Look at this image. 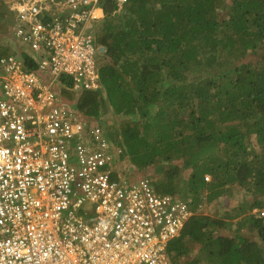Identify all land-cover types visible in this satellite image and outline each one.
Here are the masks:
<instances>
[{
  "label": "trees",
  "instance_id": "obj_1",
  "mask_svg": "<svg viewBox=\"0 0 264 264\" xmlns=\"http://www.w3.org/2000/svg\"><path fill=\"white\" fill-rule=\"evenodd\" d=\"M99 4L100 87L79 95L58 87L61 100L97 123L113 118L109 137L119 134L157 192L212 206L169 243L173 259L264 264V0ZM10 19L0 0V58L16 51ZM226 184L242 196L221 216Z\"/></svg>",
  "mask_w": 264,
  "mask_h": 264
},
{
  "label": "built area",
  "instance_id": "obj_2",
  "mask_svg": "<svg viewBox=\"0 0 264 264\" xmlns=\"http://www.w3.org/2000/svg\"><path fill=\"white\" fill-rule=\"evenodd\" d=\"M99 1L8 4L16 51L0 58V264H172L168 245L195 214L125 171L119 137L61 100L58 87H100Z\"/></svg>",
  "mask_w": 264,
  "mask_h": 264
},
{
  "label": "rangeland",
  "instance_id": "obj_3",
  "mask_svg": "<svg viewBox=\"0 0 264 264\" xmlns=\"http://www.w3.org/2000/svg\"><path fill=\"white\" fill-rule=\"evenodd\" d=\"M10 1L11 0H5V2H6V4L8 3H10ZM102 20H103V18H101L100 20H98V21H95V31H98L99 30V28H100V25L102 24ZM2 38V37H1ZM15 45V44H14ZM107 115V114H106ZM100 119H101V117H100ZM103 128H104V130L105 131H107L108 133L109 132H113V131H115V129L117 128L118 129V124H116V122L114 121V119L112 118H107L103 123L102 122H100L99 123ZM117 132V131H116ZM115 133V132H114ZM118 137H119V134L118 135H115L114 134V136H113V138L114 139H117L118 140ZM258 150V149H257ZM124 166L126 167V169H125V171H132V168L134 169V173H135V177H137V176H139V177H143L144 176V174H141V173H139V172H137V166L135 165V163H133L131 160H130V158L129 159H125L124 160ZM128 167H130L129 169H128ZM152 168H153V166H152ZM152 168H150L149 170V172H152ZM153 173V172H152ZM210 175L209 174H205V179L206 180H210ZM223 188H225V189H227L226 190V194H224L223 195V197H221L222 198V200H224V199H227V201L228 202H230V206L228 207V208H225V205L223 206L224 208H222V210H221V216L222 215H226L227 214V216H228V214H230L231 213V211H236V207L234 206V205H231V204H236V205H240V202H241V196H242V194H240L236 189H235V186H230V185H227L226 184V186L225 187H223ZM203 191V193L205 192V190L203 189L202 190ZM206 193V192H205ZM204 193V194H205ZM220 198V199H221ZM223 203V202H222ZM194 205V204H193ZM194 209H195V214H197V213H199V214H201V213H204V214H206V213H208V214H210L211 212L213 213L214 212V210H213V208H212V206L211 205H209V203H207V202H202L201 204H198V205H194ZM259 209H257V208H254L253 210H252V213H255V212H257ZM228 211H230V212H228ZM248 212H250V210H247L246 211V213H248ZM245 213V214H246ZM239 219V217H237V218H233V219H231L232 221H233V223H236V224H238L237 223V220ZM230 220V219H229ZM233 228L235 227V226H232ZM194 250L196 251L197 250V248H194ZM202 255V254H201ZM200 255V256H201ZM200 256H198V257H200ZM171 259V262H172V264H181L182 262L184 263L186 260H187V257L186 258H182V260H178V259H176V258H170ZM209 263H212V262H209Z\"/></svg>",
  "mask_w": 264,
  "mask_h": 264
},
{
  "label": "clouds",
  "instance_id": "obj_4",
  "mask_svg": "<svg viewBox=\"0 0 264 264\" xmlns=\"http://www.w3.org/2000/svg\"><path fill=\"white\" fill-rule=\"evenodd\" d=\"M192 202V201H191Z\"/></svg>",
  "mask_w": 264,
  "mask_h": 264
}]
</instances>
